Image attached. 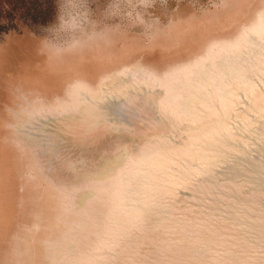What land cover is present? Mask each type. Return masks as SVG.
<instances>
[{"label": "rangeland", "instance_id": "374dc122", "mask_svg": "<svg viewBox=\"0 0 264 264\" xmlns=\"http://www.w3.org/2000/svg\"><path fill=\"white\" fill-rule=\"evenodd\" d=\"M0 264H264V0H0Z\"/></svg>", "mask_w": 264, "mask_h": 264}, {"label": "trees", "instance_id": "16d2710c", "mask_svg": "<svg viewBox=\"0 0 264 264\" xmlns=\"http://www.w3.org/2000/svg\"><path fill=\"white\" fill-rule=\"evenodd\" d=\"M49 14V9L46 5H43L39 11V14L37 15V17L35 18V22L36 23H46L48 21V15ZM6 27L5 25L1 26V28Z\"/></svg>", "mask_w": 264, "mask_h": 264}]
</instances>
